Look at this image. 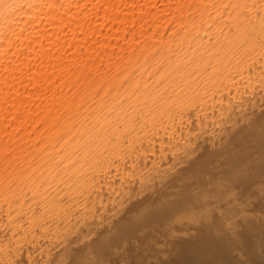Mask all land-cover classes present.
<instances>
[{
  "label": "bare ground",
  "instance_id": "6f19581e",
  "mask_svg": "<svg viewBox=\"0 0 264 264\" xmlns=\"http://www.w3.org/2000/svg\"><path fill=\"white\" fill-rule=\"evenodd\" d=\"M262 95L264 0H0V264H89L175 194L211 208L226 169L171 168L217 127L213 155L256 149Z\"/></svg>",
  "mask_w": 264,
  "mask_h": 264
},
{
  "label": "rangeland",
  "instance_id": "374dc122",
  "mask_svg": "<svg viewBox=\"0 0 264 264\" xmlns=\"http://www.w3.org/2000/svg\"><path fill=\"white\" fill-rule=\"evenodd\" d=\"M262 99L264 103V95H262ZM246 114L244 115L245 117L247 116L246 121H248V119L253 121L254 117H251L250 112H247ZM234 117L235 116H232L230 122H233L232 124L237 127L238 122L241 120V118L238 119V117L236 116L235 119L239 120L236 121L234 120ZM189 120H192V118L190 119V117H188L186 122L190 123ZM234 121L237 124H235ZM191 123H194V121H191ZM214 130L211 132V136H213V139L208 143V145L202 144L203 142L192 145L191 148L193 152L189 151V155L183 157L182 159H179L178 162L175 161V166H173V163V168L171 169L175 170L176 167L177 169H181L183 173H186L188 176H190V182L193 180L192 177L195 178V176L201 175L202 172L205 173L208 166L212 163V166L218 165L221 166L220 169H226L224 175L221 174L220 176L215 177L209 175L208 177L213 180V184H216L220 181L227 182V184H229L228 187L226 186L227 184L225 185L226 187H224L228 190L230 188H232L233 190H231V192H229L230 190H226L230 193L228 196H232L234 191L237 194L240 193L239 196H242V194L244 193V196H242L243 198L240 197V200L238 198L239 196H237L235 193L234 196H236L238 200L235 199L234 196L232 197H234V201L237 200L239 203L235 202V204L232 205L235 206L236 203L239 204L236 205V208L238 210L240 208V210L242 209L248 212L249 214L247 213L246 215L247 218L251 214L250 212H252L250 217L255 218V220H247L244 216L246 212L244 214L240 213V215L242 214L244 218L241 219L242 216H240L239 214L238 216L237 214H234L238 210L235 212L228 211L229 205L225 203L226 199H224L227 193H225V188L223 187L218 190L219 193L217 191H211L207 195L209 196L208 198L214 202V204L211 203V208L214 205V210L205 207L201 208L203 205L201 207L199 206L200 208L197 207L198 205H201L200 203H197L199 194L193 196L197 198L196 202L193 198H189L190 194L186 195L188 197L183 196L184 192L181 193L182 195L180 193L175 194L170 199H167V202L164 201L160 203L159 208L156 210L158 212L148 211L140 216L139 219H142V221L137 220L139 228L135 229L136 231L123 229V231L125 232L122 231L120 236L115 238V240L113 239L114 241H112L110 252H106L103 254L104 256L99 257H95L94 255L95 258H93L92 263L89 262V264H105L106 261H108L107 264H264V198L251 191L252 188H250V193H248V187L254 186L253 188L257 189L258 187H263L262 182L264 181H262V179L264 180V150L261 148V151L258 148L260 145V147H264V138H260L258 140L257 138L262 135L264 136V132H262L264 130H261L259 132V135H256L254 137V139L256 140L254 144L255 146H257L256 149H252L254 151L245 150V148H247V145L244 142L243 148H240L242 151H240V153H242V155H238L236 150L231 151L229 149L228 151L226 150L224 152H221L220 154L218 153L213 155V146L215 147L218 144H221V138L219 141V138L217 136L218 127L215 130L216 133H214ZM248 140L249 138H244V141ZM258 143L259 145H257ZM244 145H246L245 148ZM199 146H201V148ZM257 149L258 152H256ZM259 152L260 154H258ZM250 154H252L253 157L252 155L250 157ZM192 155L194 159L191 158ZM190 158L191 160H193L191 161ZM237 160L244 162L241 166H239L240 168L238 171H236V168L234 167ZM179 163L181 165H179ZM177 169L175 170L176 173L180 171L179 169L177 171ZM174 170L172 172H174ZM190 171L192 172L189 173ZM237 172L240 174H238ZM246 192L248 193V195ZM141 193L145 194L147 193V191H142ZM251 193L254 194L251 195ZM245 195L246 198H248L250 195L249 199L245 200ZM143 196L144 195H142V197ZM177 199L182 202L178 203ZM185 199L186 201H183ZM172 201L174 202V204ZM175 203L177 205H175ZM195 203H197V205ZM185 205H187V207ZM220 206H222L223 208H221ZM216 207H219V210ZM118 208H120L118 211L121 212L124 208L123 204H119ZM184 208H186L187 210H184ZM220 208L224 210H221ZM220 210L225 211V213L220 212ZM118 211L117 216L116 214H114L115 217H124V214L126 212L125 208L123 210L124 212H121L122 214H118ZM215 211H217V214L219 212V214L217 215L215 213V215ZM170 212L173 214H171ZM253 212L256 214L254 215ZM259 214L261 217L259 216ZM110 215V221L112 222V220L114 221L115 217L113 216V214ZM252 215L257 216V218ZM144 218L146 220H144L146 223L143 221ZM140 221L142 222V225L144 223V227L141 225ZM248 221H250L249 225ZM181 225L189 226V229L185 233H180L178 231L180 229L179 226ZM178 233L180 234V236ZM141 250L143 251L141 252Z\"/></svg>",
  "mask_w": 264,
  "mask_h": 264
}]
</instances>
